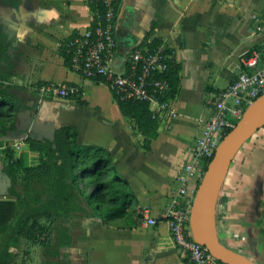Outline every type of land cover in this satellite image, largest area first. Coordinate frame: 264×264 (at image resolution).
Returning <instances> with one entry per match:
<instances>
[{"label":"crops","instance_id":"obj_1","mask_svg":"<svg viewBox=\"0 0 264 264\" xmlns=\"http://www.w3.org/2000/svg\"><path fill=\"white\" fill-rule=\"evenodd\" d=\"M92 16L87 0H0V25L10 42L9 81L23 105L15 133L0 138V200H14L2 170L5 151L13 149L24 166H36L25 137L50 136L53 129L70 125L78 144L107 151L110 174L126 182L132 202L126 215L109 222L95 204L87 207L88 214L68 227L74 243L61 248L62 258L68 264H190L162 215L214 94L234 80L240 58L264 42V0H119L115 71L123 69L130 51L154 39L170 48L179 66L177 115L163 116L147 143L103 82L82 77L65 62L62 43L88 28ZM42 83L75 85L77 97H40L36 87ZM137 207H147L156 224H143ZM260 221L264 225V126L231 162L216 206L218 237L264 264Z\"/></svg>","mask_w":264,"mask_h":264},{"label":"trees","instance_id":"obj_2","mask_svg":"<svg viewBox=\"0 0 264 264\" xmlns=\"http://www.w3.org/2000/svg\"><path fill=\"white\" fill-rule=\"evenodd\" d=\"M87 1L93 19L103 18L106 11L103 0ZM118 2H110L114 11ZM159 44L160 41L154 39L147 48ZM9 45L0 25V138L15 133L17 114L23 108L9 81ZM65 62L69 64L68 58ZM178 70V64L172 60L164 74L169 83L168 97L177 93ZM116 102L121 113L145 136L146 143L156 136L160 120L153 117L148 103L137 100ZM24 145L39 164L24 166L21 154L15 156L13 149L5 151L6 164L2 170L9 177L7 192L14 200H0V264H11L15 259L13 248L17 237L24 238L32 246L44 248L49 258L56 259L45 264H68L62 258L61 248L74 243L68 228L74 225V219L86 216L91 204L96 205L95 209L106 222L121 218L132 202V193L123 179L110 174L107 151L96 145L78 144L76 131L70 125L53 129L50 136L37 137L29 133ZM261 222L260 230L264 234Z\"/></svg>","mask_w":264,"mask_h":264},{"label":"built area","instance_id":"obj_3","mask_svg":"<svg viewBox=\"0 0 264 264\" xmlns=\"http://www.w3.org/2000/svg\"><path fill=\"white\" fill-rule=\"evenodd\" d=\"M222 1V0H216ZM111 0H103L106 11L88 28L71 34L62 44L70 68L82 77L103 82L117 101L137 100L148 103L153 117L177 115L173 101L167 96L169 83L164 74L174 59L170 48L159 44L151 49H135L128 53L123 69L115 71L112 56L116 48L115 11ZM40 97L76 96L78 89L66 84H39ZM264 93V42L240 58L234 80L214 94L209 117L189 150V159L176 176V187L170 194L163 213L174 244L190 264H225L212 256L207 248L191 237L189 217L191 204L208 162L221 139L236 125L244 110ZM136 213L145 225H155L147 207Z\"/></svg>","mask_w":264,"mask_h":264},{"label":"water","instance_id":"obj_4","mask_svg":"<svg viewBox=\"0 0 264 264\" xmlns=\"http://www.w3.org/2000/svg\"><path fill=\"white\" fill-rule=\"evenodd\" d=\"M263 126L264 93L246 107L236 125L219 142L191 204L189 227L192 239L225 264H257L220 241L216 227V206L231 162L242 146ZM6 179L9 181L8 176Z\"/></svg>","mask_w":264,"mask_h":264},{"label":"rangeland","instance_id":"obj_5","mask_svg":"<svg viewBox=\"0 0 264 264\" xmlns=\"http://www.w3.org/2000/svg\"><path fill=\"white\" fill-rule=\"evenodd\" d=\"M36 186V184H35ZM1 242V240H0ZM13 250L17 251L11 264H45L46 261H55L47 256L44 248L32 246L22 237H17Z\"/></svg>","mask_w":264,"mask_h":264}]
</instances>
